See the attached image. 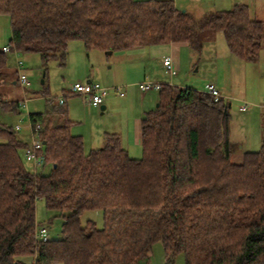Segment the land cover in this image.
<instances>
[{
	"label": "trees",
	"instance_id": "16d2710c",
	"mask_svg": "<svg viewBox=\"0 0 264 264\" xmlns=\"http://www.w3.org/2000/svg\"><path fill=\"white\" fill-rule=\"evenodd\" d=\"M11 27L9 53H38L46 68L66 65L69 44L87 50L187 44L196 54L224 35L230 52L257 62L264 31L247 6L194 15L173 0H0ZM0 48V84L9 80ZM16 78V77H15ZM15 82L19 84L18 79ZM142 119V156L132 158L117 134L86 153L66 109L30 114L51 169L29 171L28 143L0 124V264H150L161 242L166 264H264V140L232 161L230 102L165 84ZM0 94V109L20 112ZM63 218L61 236L41 242L36 200ZM100 210L98 228L88 211Z\"/></svg>",
	"mask_w": 264,
	"mask_h": 264
},
{
	"label": "rangeland",
	"instance_id": "374dc122",
	"mask_svg": "<svg viewBox=\"0 0 264 264\" xmlns=\"http://www.w3.org/2000/svg\"><path fill=\"white\" fill-rule=\"evenodd\" d=\"M239 1L241 5L247 6L251 10V14L255 16L256 20L262 21L264 24V0ZM10 36L9 18L4 15L0 16V48L6 43L8 45ZM220 37L225 42L224 36L220 34ZM184 49L182 52L183 65L175 76V83L172 80L164 81V83H171L174 86H191L196 90L204 91L207 84L216 83L217 80H220L219 88L227 95L225 98L232 104L230 107V137L236 148H238L233 154L232 161L236 163L238 159H241L240 162H243L245 153L243 150L253 148V150H249L251 152L259 151L262 144L258 138L254 142L251 134H253L254 129L258 130L257 133L264 132V43L257 62H247L239 59L226 46L223 49L218 48L219 54L222 56L219 60L213 55L215 47L204 49L201 58L190 47ZM109 52L111 51L87 50L82 41H72L69 44L66 65H60L59 60H52L46 70L38 53H8L7 73L9 80L0 84V94L9 101L22 102L24 99L29 101L25 107L20 108L19 113L4 112L0 109V124L13 128L16 125L27 126L30 122V114L44 113L52 108L61 107L67 110V107L72 105L71 108L74 110L72 111L74 113L73 121L75 122L73 133H86L88 136H93L95 129L99 128L98 123L104 122L108 116H92L91 106L86 104L80 95L67 97L66 94L75 83H86L89 77L94 82L107 87L106 83L95 79L94 74L95 72H99L101 75L107 74L114 62L117 61L118 54L112 55L113 52L111 54ZM215 52L214 54H216ZM19 61L23 62L20 70L17 66ZM19 71L27 76L30 82L29 86L23 87L15 83V79H18ZM110 93L115 94L113 90H110ZM63 95H65V103L60 105L59 99ZM153 95L159 97V93ZM228 96H232L235 99H229ZM245 102L251 103L253 106L251 105L248 108L249 110H246L247 112L244 111L246 113L240 112V107ZM261 103L263 108L259 107ZM96 110L99 111L100 109L97 108ZM252 112H255V124L253 122L249 124L247 121V116ZM250 126H252L251 131ZM27 130V128H24L22 131L17 132L18 136L20 137L19 133H26ZM244 140L247 143L243 144ZM240 146L242 147L240 148ZM139 156L141 158L142 153ZM23 159L26 168L29 171L34 170L31 162L24 156ZM50 169L51 165L49 164V166L40 171L48 173ZM36 219L39 226L49 227L51 239H57L61 236L63 218L56 215L55 212L49 211L45 200L41 198L36 200ZM81 219L84 225L89 220L95 222L98 228H102L104 225L103 213L100 210L88 211ZM34 263L33 257L26 259V264ZM166 263L164 247L161 242H158L152 248L150 264ZM174 264H185L184 256L182 254L178 255L174 260Z\"/></svg>",
	"mask_w": 264,
	"mask_h": 264
},
{
	"label": "crops",
	"instance_id": "0c3cea01",
	"mask_svg": "<svg viewBox=\"0 0 264 264\" xmlns=\"http://www.w3.org/2000/svg\"><path fill=\"white\" fill-rule=\"evenodd\" d=\"M175 6L183 11H187L194 15H202L209 11H220V10H232L235 6L240 5L239 0H173ZM3 16V15H1ZM250 16L252 19L256 20L255 16H252L250 10ZM8 17V16H7ZM263 23V22H262ZM220 34H216L214 42L205 46L212 47L214 49L213 55L219 59L222 58L219 54V47H227L226 40L223 42V39L220 37ZM224 36L223 34H221ZM11 38V36H10ZM9 38V39H10ZM225 38V37H224ZM8 41V40H7ZM6 43V42H5ZM263 37L261 42V48L263 45ZM7 44V43H6ZM6 44L2 45L4 47ZM189 47L187 44L175 45V44H165V45H155V46H146L140 48L129 49L126 51L113 52L118 54L117 61L111 66L107 74L101 75L99 72H95V79H99L101 82L106 83V86L109 88L122 86L125 92L124 96H120L117 93L108 95L104 101V110H96L97 107H90L92 111V116L102 117L105 116L108 118L102 122L98 123L99 128L95 129V134L93 136H88L81 133H73L75 122L73 121L72 111H74L71 106L67 107L68 118L74 123L71 132L73 135L82 136L84 140L85 152L88 153L91 150L98 149L103 146L105 135L106 134H117L120 137L122 147L128 152L132 158H139L140 153H142V119L145 114L149 111L154 110L158 105L159 97H155L153 94L158 92L150 93H141L139 91L138 84L145 80H154L164 83L167 80H172L175 83V77H170L164 70L162 59L165 56H171L175 62V65L180 71L182 68V52L184 48ZM203 49V50H204ZM202 50V51H203ZM216 50V52H215ZM230 51V50H229ZM214 52L216 54H214ZM202 52L199 54L201 58ZM242 61V60H241ZM87 82H94L92 78H87ZM220 80L216 81V86L222 93L224 97H227L226 94L222 92L219 88ZM98 83V82H97ZM188 85V83H187ZM179 88H192L191 86H177ZM196 90V89H195ZM77 95L73 92L67 91L66 96ZM229 99H235L232 96H228ZM231 104V103H230ZM252 104L250 103V106ZM89 106V105H88ZM232 106V104L230 105ZM249 106V107H250ZM253 106V105H252ZM260 108H263L262 103L259 104ZM249 110V109H247ZM242 112V111H240ZM247 112V111H246ZM244 112V113H246ZM256 119L255 112L250 113L247 116V121L250 124ZM252 126H250V131ZM258 130L254 129L251 137L255 142L256 139L262 142L264 140V132L257 133ZM22 141L29 143V132L19 133ZM247 143L245 140L243 142ZM242 146H240L241 148ZM253 148H248L243 150L244 152H250ZM241 159L237 160V164L241 163Z\"/></svg>",
	"mask_w": 264,
	"mask_h": 264
},
{
	"label": "built area",
	"instance_id": "2783aa9c",
	"mask_svg": "<svg viewBox=\"0 0 264 264\" xmlns=\"http://www.w3.org/2000/svg\"><path fill=\"white\" fill-rule=\"evenodd\" d=\"M5 53L10 52V46L5 45L2 49ZM162 64L164 67L165 72L172 78L177 75L178 69L175 65V62L171 56H165L162 59ZM23 62L19 61L17 62L18 69L20 70V67H22ZM18 82L23 87H27L30 85V82L27 78V76L19 71L18 76ZM167 83H162L160 81H154V80H145L138 84V87L142 93H150V92H160L163 86ZM169 85H172L171 83ZM110 90H113V92L117 93L120 96H124L125 92L123 91L122 86H116L113 88L104 87L103 85L97 83V82H77L74 84V86L71 89V92L80 95L83 98V101L86 104H89L90 106L101 108V106L104 104L105 98L110 94ZM206 94L211 95L215 101H219L222 98H225L215 83H209L205 86V89L203 91ZM65 95L59 99V104L63 105L65 103ZM28 99H24L22 102H19L20 107H25ZM264 105V100H263ZM250 106V103L245 102L241 107L240 111L244 112L246 111ZM24 128L28 129L29 135H30V141L27 144V146L23 150V156L31 162L33 165L34 171H40L41 169H44L47 165V155L45 153V143L42 141L40 131H41V124L33 125V123L30 121L29 125L27 126H21L16 125L14 127V131L20 132ZM36 239L41 242H48L51 237L49 235V227L47 226H40L36 232Z\"/></svg>",
	"mask_w": 264,
	"mask_h": 264
},
{
	"label": "water",
	"instance_id": "95a60500",
	"mask_svg": "<svg viewBox=\"0 0 264 264\" xmlns=\"http://www.w3.org/2000/svg\"><path fill=\"white\" fill-rule=\"evenodd\" d=\"M112 52H109V54H111ZM16 83V82H15ZM158 106V105H157ZM104 108H105V106L104 105H102L101 106V110H104Z\"/></svg>",
	"mask_w": 264,
	"mask_h": 264
}]
</instances>
